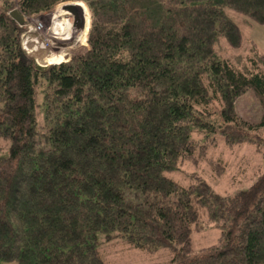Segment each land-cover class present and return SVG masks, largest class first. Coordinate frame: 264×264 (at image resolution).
Returning <instances> with one entry per match:
<instances>
[{
    "label": "trees",
    "instance_id": "obj_1",
    "mask_svg": "<svg viewBox=\"0 0 264 264\" xmlns=\"http://www.w3.org/2000/svg\"><path fill=\"white\" fill-rule=\"evenodd\" d=\"M60 1L0 0V264H104L111 238L170 251L150 264H264V165L233 194L165 174L217 136L264 150V57L216 49L242 44L226 8L264 22V0H84L89 48L39 64L9 12ZM249 88L263 108L255 123L234 107ZM201 217L220 236L194 251Z\"/></svg>",
    "mask_w": 264,
    "mask_h": 264
},
{
    "label": "rangeland",
    "instance_id": "obj_2",
    "mask_svg": "<svg viewBox=\"0 0 264 264\" xmlns=\"http://www.w3.org/2000/svg\"><path fill=\"white\" fill-rule=\"evenodd\" d=\"M226 12L241 31L242 44L231 47L220 38L216 44L217 53L232 61H236V58L243 61L254 51L264 57V22H258L249 15L230 8H226ZM22 25L26 27L21 34L22 49L39 64H57L58 61L52 63L50 60L53 54L62 55L64 61L71 52L89 48L87 36L91 13L84 0L60 1L46 12L24 16ZM211 106L215 109L211 119H217L220 106L216 102ZM234 107L243 119L252 123L259 121L263 111L250 88L235 98ZM259 136L264 141V127L259 129ZM8 146L9 140L0 137V151L6 152ZM205 151L203 156L195 155V159L179 160L176 167L166 170L165 174L184 185L196 178L203 179L214 191L233 194L238 189L248 187L264 165V150H258L251 141L228 144L217 136L216 143L208 144ZM199 223L193 225L190 232L194 251L216 243L220 236V229L208 218L201 217ZM116 239L119 238L103 240L100 244L104 264H150L166 262L171 257L170 251L165 247L146 251Z\"/></svg>",
    "mask_w": 264,
    "mask_h": 264
},
{
    "label": "water",
    "instance_id": "obj_3",
    "mask_svg": "<svg viewBox=\"0 0 264 264\" xmlns=\"http://www.w3.org/2000/svg\"><path fill=\"white\" fill-rule=\"evenodd\" d=\"M10 16L19 24H23L24 18L23 16L17 11V9H12L9 12Z\"/></svg>",
    "mask_w": 264,
    "mask_h": 264
},
{
    "label": "bare ground",
    "instance_id": "obj_4",
    "mask_svg": "<svg viewBox=\"0 0 264 264\" xmlns=\"http://www.w3.org/2000/svg\"><path fill=\"white\" fill-rule=\"evenodd\" d=\"M64 25V24H63ZM84 26V23L83 25ZM83 28V27H82ZM24 50V49H23ZM54 53V52H53ZM61 53V52H60ZM64 57L62 55H58V54H53L52 57H50V60H52L51 62L54 63L53 61H61Z\"/></svg>",
    "mask_w": 264,
    "mask_h": 264
}]
</instances>
